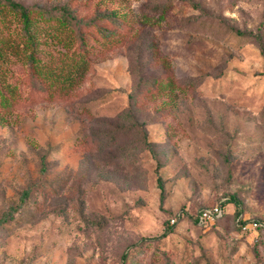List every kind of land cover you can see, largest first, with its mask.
Wrapping results in <instances>:
<instances>
[{
  "label": "rangeland",
  "instance_id": "1",
  "mask_svg": "<svg viewBox=\"0 0 264 264\" xmlns=\"http://www.w3.org/2000/svg\"><path fill=\"white\" fill-rule=\"evenodd\" d=\"M15 1L72 10L82 39L40 22L39 56L88 66L50 98L0 58L28 94L0 103V215L30 188L0 226V264H264V0ZM21 24L3 4L0 44Z\"/></svg>",
  "mask_w": 264,
  "mask_h": 264
},
{
  "label": "trees",
  "instance_id": "2",
  "mask_svg": "<svg viewBox=\"0 0 264 264\" xmlns=\"http://www.w3.org/2000/svg\"><path fill=\"white\" fill-rule=\"evenodd\" d=\"M7 5L11 10L18 14L22 24H21V39L18 41L12 39H5L0 44V58L9 59L14 58L13 60L21 61L25 64L29 70L30 74L36 76L41 75V78L44 81V86L41 85L39 81H34V85L37 86L41 93H45V96H49L50 98H57L59 95H66L70 92V88L74 86L78 78H81L84 74L85 69L88 64L83 59L82 61H73L69 66H67L64 71L65 65L62 62H58L59 67H52V63L44 64L39 54L42 52V43L38 39L39 23L40 22H48L50 20H55L58 22V25L67 26L71 30L74 31L72 33L73 36L77 37L79 40L82 39V27L79 26L81 23V19L76 18L73 14V11L67 9L65 6H53V7H45V6H36V12L31 15L30 7L24 5L15 0H0V11L1 6ZM163 9L165 6L162 7ZM161 10V9H160ZM96 16H101L100 18L108 19L110 21L115 20L112 13ZM96 16L92 17L90 20H93ZM94 24V23H93ZM41 27V31H42ZM46 33H51V29L46 25ZM59 32L62 30L58 28ZM40 31V32H41ZM110 31V30H109ZM237 33L244 34L243 31L236 29ZM53 32H56V27L53 28ZM43 34V32H42ZM58 36V32L55 33ZM257 41L260 44L261 48L264 45V41H262L261 37L257 36ZM2 46H5V50L2 49ZM13 56V57H11ZM264 56V53H263ZM86 62V63H85ZM63 64V65H62ZM64 66V67H63ZM12 74V73H11ZM9 70H6L3 67H0V103H2L5 107L11 105L15 99H19V97H27L28 94H25V90L22 88V85L19 83V80L16 77L9 76ZM46 83V85H45ZM46 91V92H45ZM146 146L151 150L152 154L156 156V152L152 146L150 140H144ZM46 150L41 153V161L43 163L41 170H44V162L46 157ZM160 167V163L157 162L155 166V171L157 174V185L160 188L161 198L164 194V183L159 174L158 168ZM30 192V188L26 187L22 190L16 205H11L7 210L3 211L0 215V226L10 220L14 214V212L21 206L26 197ZM234 201V199H228L227 201L220 200L223 206L225 202ZM237 214H240V211L236 210ZM224 211L221 217L225 214ZM197 220V214L194 217V221ZM175 221V220H174ZM214 223V222H213ZM213 223H209L206 225H212ZM238 225V224H237ZM205 226V225H204ZM240 228V226L238 225ZM166 230L160 233L158 236L164 235ZM154 237V236H153ZM126 254L122 255L124 259Z\"/></svg>",
  "mask_w": 264,
  "mask_h": 264
},
{
  "label": "built area",
  "instance_id": "3",
  "mask_svg": "<svg viewBox=\"0 0 264 264\" xmlns=\"http://www.w3.org/2000/svg\"><path fill=\"white\" fill-rule=\"evenodd\" d=\"M224 206L221 203H215L209 206L202 207L197 213L196 222L199 225H206L213 223L216 219L220 218L224 212ZM175 218L171 217V222H174ZM237 224L241 229L253 228L256 229L260 226H263V223L256 219L246 220L242 217H237Z\"/></svg>",
  "mask_w": 264,
  "mask_h": 264
}]
</instances>
